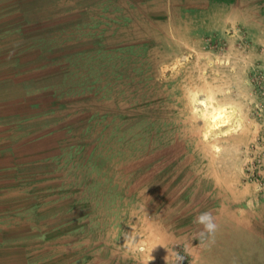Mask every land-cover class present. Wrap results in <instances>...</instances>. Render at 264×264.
<instances>
[{"label":"rangeland","instance_id":"rangeland-1","mask_svg":"<svg viewBox=\"0 0 264 264\" xmlns=\"http://www.w3.org/2000/svg\"><path fill=\"white\" fill-rule=\"evenodd\" d=\"M194 5L0 0V198L29 264H143L134 229L151 264H264V20Z\"/></svg>","mask_w":264,"mask_h":264},{"label":"crops","instance_id":"crops-1","mask_svg":"<svg viewBox=\"0 0 264 264\" xmlns=\"http://www.w3.org/2000/svg\"><path fill=\"white\" fill-rule=\"evenodd\" d=\"M188 2L195 4L189 8L195 12L200 9V6L197 5L198 3L208 4L212 2L217 4L221 2L224 8L226 7L224 9L226 13H229L231 7L233 11L242 14L244 17L245 15L251 17L253 22L256 21L254 26L256 25L258 29L262 27L261 22L264 20V0H188ZM228 16H226V20L229 19ZM258 23L260 24L258 25ZM15 169V166H9L7 168L4 165L0 166V182L5 181V170L12 171ZM6 192H10V190H6L4 185L0 186V195L3 196ZM4 205L5 199L0 198V264H29L27 251L21 247L23 243L20 241V236L15 238L10 231V228H13L11 224L16 221L14 220V215L7 214L2 208ZM17 221L19 220L17 219Z\"/></svg>","mask_w":264,"mask_h":264},{"label":"clouds","instance_id":"clouds-1","mask_svg":"<svg viewBox=\"0 0 264 264\" xmlns=\"http://www.w3.org/2000/svg\"><path fill=\"white\" fill-rule=\"evenodd\" d=\"M193 223L201 227L192 239H198L199 245L211 247L215 243L216 233L219 230V225L216 223L212 212L205 211L200 213L195 218ZM128 224H130V226L134 229L131 223ZM121 235L124 236L125 245L132 244L141 254L147 253V257L144 259L143 264H151V262L154 261L155 257L152 255V253L159 245L148 247L146 241L142 240L141 238L137 240V237L139 236L135 234V229L132 233H122ZM166 252L167 255L164 257L165 264H184L185 257L179 252L175 250L171 252L166 250ZM169 257H171V259H168Z\"/></svg>","mask_w":264,"mask_h":264}]
</instances>
